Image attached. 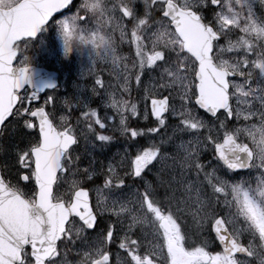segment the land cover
Returning a JSON list of instances; mask_svg holds the SVG:
<instances>
[{
  "label": "snow or ice",
  "instance_id": "1",
  "mask_svg": "<svg viewBox=\"0 0 264 264\" xmlns=\"http://www.w3.org/2000/svg\"><path fill=\"white\" fill-rule=\"evenodd\" d=\"M0 7V264H264V63L245 41L226 83L213 81L221 95L202 86L199 60L191 81L172 79L163 33H153L151 47L137 35L161 21L180 27L189 13L211 33L214 57L229 36L220 0L114 5L108 14L121 21L123 67L89 68L90 89L47 95L37 106L41 96L25 88L32 40L55 22L70 55L76 25H91L98 6ZM241 18L248 23L239 31L264 34V0H247L245 16L233 13L236 25ZM112 147L122 151L109 156ZM247 170L258 173L255 188L227 178ZM20 181L33 185L30 193ZM137 211L155 218L151 241L124 224Z\"/></svg>",
  "mask_w": 264,
  "mask_h": 264
},
{
  "label": "rangeland",
  "instance_id": "2",
  "mask_svg": "<svg viewBox=\"0 0 264 264\" xmlns=\"http://www.w3.org/2000/svg\"><path fill=\"white\" fill-rule=\"evenodd\" d=\"M124 2V0H87V3L92 5L95 4L98 6L96 10L93 11V15L95 16V20L99 16V21L102 23H108L105 29L98 28L97 24L93 20V23L88 26H81L79 24L76 25V31L74 39H77L79 43H84L83 50L80 52V58L86 57L93 63L95 66L105 67V66H113L118 65L120 68L123 67V64L126 62L124 57L128 55V52H121L118 51L117 45L115 43V39L118 43L121 40V30L118 26L121 21L118 18H113L109 16V10L119 3ZM191 3L192 0H181V3ZM8 0H0V6L6 5ZM79 3V1H78ZM246 5L247 0H220V11L223 14L222 16V28L228 29V39L224 44L223 51H217L215 53V60L223 69H230L231 71H235L233 65L237 63V58L241 57L245 53V41L251 44V51L255 54L254 58L258 57V61L264 63V34L258 35L257 33H253L251 31L244 33L239 31L238 28L243 29L244 26L248 23V21L244 18L239 20V25H236L233 22V13L240 14L241 16L246 15ZM231 8L233 12H229L228 9ZM74 11V10H73ZM103 12V15H101ZM206 16H210V12L205 10ZM66 17H61V19H65ZM59 21V20H58ZM113 27L114 35L109 31V28ZM117 27L119 29V35L115 29ZM59 25L57 23H53L50 25L48 30L46 31L45 35L43 36L44 44H41L40 47L37 49L34 42H31L29 46V55L31 57V63L40 64V65H50V67H59L62 71V63L64 60L67 61V64L64 68V77L62 79V85L58 90L47 92L41 96L40 101L34 102L33 106H37L38 104H42L43 100L46 98L47 95H57L62 100L64 97L74 96L78 93L80 89L87 88L90 89L91 84L81 82L78 79H69L68 72L66 71V67H73L74 63L69 60L68 56L65 55L64 47L59 46L60 49L56 46L53 47L51 42L48 39L54 35L59 34ZM129 26V30H130ZM159 36L163 33V41L165 42V46L171 50V55L173 59V63L170 66V71L173 73L172 79H181L185 83L192 80L193 71L195 67V62L192 58L188 57V55L183 51L182 43L172 27L170 26L169 22L161 21L159 24L153 23V27L151 30H148L147 27L143 30V35L141 37H145L148 39L149 47L152 46L153 41L155 40V36ZM48 35V37L46 36ZM83 36L84 40H81L80 37ZM237 46H239V51H237ZM232 48L233 51L229 52L228 49ZM116 56V57H115ZM118 58V59H117ZM129 64L131 63V59L127 61ZM184 68L185 71L181 72L180 69ZM71 71L72 68H71ZM102 76L107 77V72L105 71ZM167 79V77H166ZM135 97V93L133 94ZM51 107V106H50ZM57 123L58 117L60 114H63V110L61 106L57 105ZM223 119V117H221ZM143 123V121H142ZM122 151L118 147H112L109 151L105 149V152L111 156L117 151ZM80 152H83V142L81 143ZM102 158V157H101ZM203 159H207L212 161L213 164H216L217 161L213 159V155L211 152H205ZM258 173L254 170H249L247 172L231 173L227 177L228 179L239 182L242 179H246L252 183V187L255 188V177ZM151 176V174H150ZM151 178V177H150ZM20 186L23 191L26 193H30L33 187L32 184L23 183L20 181ZM157 191L159 194H163L164 188L158 187ZM123 220L125 226L128 224H132L135 228L136 232L146 234L148 236L149 241L152 240L151 233L153 232L155 218L152 215H149L146 212H131L125 213L123 215ZM171 225L169 224V228L171 229ZM69 259H72V255H70ZM73 264H76L73 261ZM124 264H127V261H124ZM159 264H164L163 259L160 260Z\"/></svg>",
  "mask_w": 264,
  "mask_h": 264
},
{
  "label": "water",
  "instance_id": "3",
  "mask_svg": "<svg viewBox=\"0 0 264 264\" xmlns=\"http://www.w3.org/2000/svg\"><path fill=\"white\" fill-rule=\"evenodd\" d=\"M3 12V11H0ZM183 24L176 27L175 30L184 42V50L192 55L196 60L200 61V72L198 75L202 77V86L209 89H214L221 95L223 90L216 87L213 81L223 85L226 83V77L229 71L220 69L219 66L213 63L212 52V35L191 17L189 13L182 16ZM57 73L45 68L31 66L28 81L25 87L30 89L45 92L47 89L55 88L58 81L55 80ZM53 86V87H50Z\"/></svg>",
  "mask_w": 264,
  "mask_h": 264
},
{
  "label": "trees",
  "instance_id": "4",
  "mask_svg": "<svg viewBox=\"0 0 264 264\" xmlns=\"http://www.w3.org/2000/svg\"><path fill=\"white\" fill-rule=\"evenodd\" d=\"M189 223L191 224V221L189 220ZM193 238H195L196 239V237H193Z\"/></svg>",
  "mask_w": 264,
  "mask_h": 264
}]
</instances>
